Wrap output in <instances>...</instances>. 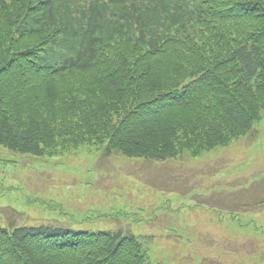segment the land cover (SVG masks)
<instances>
[{
	"label": "trees",
	"instance_id": "16d2710c",
	"mask_svg": "<svg viewBox=\"0 0 264 264\" xmlns=\"http://www.w3.org/2000/svg\"><path fill=\"white\" fill-rule=\"evenodd\" d=\"M264 118V0H0V145L196 157ZM9 220V218H8ZM123 228L0 225V264H145Z\"/></svg>",
	"mask_w": 264,
	"mask_h": 264
},
{
	"label": "rangeland",
	"instance_id": "374dc122",
	"mask_svg": "<svg viewBox=\"0 0 264 264\" xmlns=\"http://www.w3.org/2000/svg\"><path fill=\"white\" fill-rule=\"evenodd\" d=\"M10 220L123 228L145 264H264V118L196 157L88 143L36 156L0 145V225Z\"/></svg>",
	"mask_w": 264,
	"mask_h": 264
}]
</instances>
